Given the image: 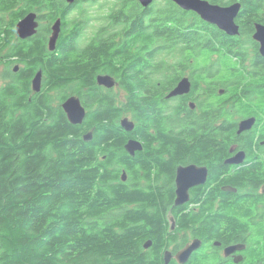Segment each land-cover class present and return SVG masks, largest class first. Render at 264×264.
I'll return each instance as SVG.
<instances>
[{"label":"trees","instance_id":"trees-1","mask_svg":"<svg viewBox=\"0 0 264 264\" xmlns=\"http://www.w3.org/2000/svg\"><path fill=\"white\" fill-rule=\"evenodd\" d=\"M81 1L0 0V264H163L166 226H146L140 220L143 205L132 210L124 205L135 200L121 174L130 168L131 177H140L143 161L124 151L120 119L130 111L133 134L145 141L148 109L165 92L160 65L218 57L234 37L170 0L147 7L137 0H108L99 5L106 11L88 36L83 27L95 17L83 14ZM76 8L77 16L70 17ZM31 11L48 25L60 18L54 51L47 47L48 25L25 39L16 35V23ZM38 70L42 86L33 92L31 80ZM100 73L117 80L125 92L122 100L102 92L95 81ZM248 73V82L242 74L230 79L229 128L240 101L236 96L255 93L253 78L261 72ZM84 86L100 91L86 97ZM71 95L85 99L88 107L80 124L69 122L61 106ZM157 129L164 131L162 142H184L181 133ZM88 132L91 138L85 139ZM222 141L209 139L212 148ZM139 197L134 196L138 202ZM148 239L152 245L145 250Z\"/></svg>","mask_w":264,"mask_h":264},{"label":"flooded vegetation","instance_id":"flooded-vegetation-1","mask_svg":"<svg viewBox=\"0 0 264 264\" xmlns=\"http://www.w3.org/2000/svg\"><path fill=\"white\" fill-rule=\"evenodd\" d=\"M233 3L240 4L235 18L239 32L232 36L229 47L222 48L221 55L191 57L176 66L160 65V89L165 92L159 94L155 112L154 107L148 109L150 117L143 124L145 141L137 138L133 130L121 127L126 137L124 151L143 161L140 177H131L130 168H126L121 180L127 184L132 200L136 201L134 196L139 193L140 197L145 195L139 197V202L124 205L130 210L143 205L145 217L140 220H145L146 226H166L163 264L167 256L168 264H264V54L253 36L255 25H264V0H222L219 5ZM36 20L38 30L40 20ZM51 33L52 25L46 33L47 41ZM206 52L210 50L206 48ZM229 68L244 72L231 74ZM249 71L261 72L253 78L257 83L255 93L236 96V102L240 98L237 120L229 128L227 89H233L230 82L234 74H242L246 82L250 81ZM183 78L189 83L188 91L167 97ZM97 85L103 93L114 95V87ZM84 90L86 97L100 91L93 87L88 91L85 86ZM80 101L87 113L85 99ZM246 119H253L251 127L236 133ZM158 127L166 134L181 133L184 142H162L164 131ZM217 128L221 133L212 134ZM210 136L223 141L212 148ZM131 138L141 140L142 149L128 152L126 143ZM212 226L217 227L216 231ZM146 242L150 244L144 247ZM144 244L147 250L152 240Z\"/></svg>","mask_w":264,"mask_h":264},{"label":"water","instance_id":"water-1","mask_svg":"<svg viewBox=\"0 0 264 264\" xmlns=\"http://www.w3.org/2000/svg\"><path fill=\"white\" fill-rule=\"evenodd\" d=\"M72 2L73 0H67ZM142 7L149 6L154 0H137ZM179 7H184L185 9H193L197 11V13H201V17L209 22H214L218 24V26L225 27L224 23L227 21V26L229 29L234 30H226L228 33H237L236 29L237 25L235 22V18L239 12L240 4L233 3L229 6H221V5H212L209 4L206 0H171ZM36 14L34 12L27 13L23 18H21L15 25V31L18 37L25 39L35 34L36 32ZM53 32L50 34L47 47L48 50L54 51L57 46V40L59 38V33L61 30V21L57 18L53 25ZM236 28V29H235ZM254 38L260 42V52L264 54V25L256 24L255 32L253 34ZM18 69V65L14 66V71ZM97 83L99 85H104L108 88H111L115 85V79L111 75L101 74L97 76ZM42 86V72L38 70L31 80V87L33 92H39ZM189 89V83L186 78H183L179 81V83L170 91L167 97H171L174 95L181 94L183 92H187ZM66 116L72 124H80L85 116V108L81 104L79 97L76 95H72L67 97L61 104ZM253 119H246L240 122L238 125L237 132L240 133L245 129L251 127ZM120 125L126 131H132L134 129V122L124 117L120 120ZM85 139L91 138V133L88 132L84 136ZM126 149L130 153H134V151L142 149V144L137 139H129L126 143ZM124 179V174L123 177ZM173 226H170V229ZM150 242H146L144 247H147ZM190 251V248H188ZM183 250L181 252L184 255ZM168 256L165 258L164 264H168Z\"/></svg>","mask_w":264,"mask_h":264},{"label":"rangeland","instance_id":"rangeland-1","mask_svg":"<svg viewBox=\"0 0 264 264\" xmlns=\"http://www.w3.org/2000/svg\"><path fill=\"white\" fill-rule=\"evenodd\" d=\"M158 1H161V0H158ZM107 2H108V0H95V3H91L90 4V3H87V1L82 0L79 3V7H81L80 10H82V9L84 10V13H83L84 15L95 17L94 19H91L89 22H86L85 27H83L84 28L83 29L84 30V34H86V35L87 34H91L92 33L91 31L94 30L95 26L98 23H100V20H98L97 18L100 17L103 13H105V11H106V7L105 6H106ZM103 3H104L105 6H101L100 7L99 5L103 4ZM78 11H79L78 8L74 9L73 10L74 13L72 15H70V17L77 16ZM43 25H48V23L45 20H40L39 29ZM50 25H52V23L49 24L48 26H50ZM47 37H48V35H47ZM3 71H4V67L0 66V83L4 82L3 79L1 78ZM113 87H114V91H113L114 95L118 96L117 98L119 100H122L124 98L125 92L119 87V85H116V81H115V85ZM232 90H233L232 88L229 89V91H232ZM236 111H238V110L236 109ZM236 111L232 113L231 120H237ZM230 112H231V110H230ZM125 117H127L128 120L133 121L134 124H135V121L133 120L131 114H128Z\"/></svg>","mask_w":264,"mask_h":264},{"label":"bare ground","instance_id":"bare-ground-1","mask_svg":"<svg viewBox=\"0 0 264 264\" xmlns=\"http://www.w3.org/2000/svg\"><path fill=\"white\" fill-rule=\"evenodd\" d=\"M68 4H71V3H73L75 0H73L72 2H69V1H67V0H65ZM205 1V0H204ZM207 1V0H206ZM209 4H212V5H218V4H213V3H211V2H209V1H207ZM178 6V5H177ZM222 6V5H221ZM181 9H183L184 11H192V12H194L195 14H197L198 16H199V18L201 19V20H203L204 22H206V23H209V24H212V25H215L218 29H220L222 32H224L225 34H227V35H229V36H235V35H237L238 34V29H236L238 32L237 33H228L226 30H234V29H229L228 28V26H227V21L224 23V28L223 27H219L218 26V24H216V23H214V22H209V21H206V20H204L202 17H201V13L199 12V13H197V11H195V10H193V9H185L184 7H180ZM31 12H33V11H31ZM29 13V12H28ZM35 13V12H34ZM36 14V13H35ZM36 17H37V14H36ZM37 19V18H36ZM60 19V18H59ZM61 21V20H60ZM53 23L54 22H52V25H53ZM36 28H37V25H36ZM237 28H238V26H237ZM36 31H37V29H36ZM52 32H53V28H52ZM36 33V32H35ZM17 35V34H16ZM18 38H20V37H18ZM99 75H101V74H99ZM99 75H97V76H99ZM108 75V74H107ZM104 86V85H103ZM104 87H106V86H104ZM106 88H108V87H106ZM72 96V95H71ZM85 112H86V110H85ZM85 115H86V113H85ZM85 117V116H84ZM69 121V120H68ZM237 130H238V128H237ZM237 130H236V133H238L237 132ZM91 133V132H90ZM193 247H190V250L192 249Z\"/></svg>","mask_w":264,"mask_h":264}]
</instances>
